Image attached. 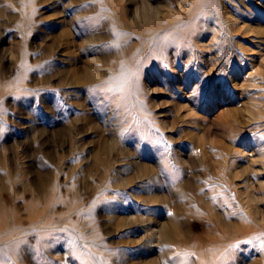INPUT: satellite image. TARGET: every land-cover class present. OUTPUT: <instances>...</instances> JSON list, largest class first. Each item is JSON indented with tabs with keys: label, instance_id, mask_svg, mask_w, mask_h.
I'll return each mask as SVG.
<instances>
[{
	"label": "rangeland",
	"instance_id": "obj_1",
	"mask_svg": "<svg viewBox=\"0 0 264 264\" xmlns=\"http://www.w3.org/2000/svg\"><path fill=\"white\" fill-rule=\"evenodd\" d=\"M98 1L74 0L68 7L63 0H0V197L8 206L5 220L19 232L15 255L5 253L0 264H133L152 259L151 264H197V255L185 249L175 248L169 257L148 246L143 250L136 241L144 229L134 223L121 230L113 223L115 217L132 215V207L133 216L143 211L160 224L191 202L192 193L184 196L174 178L194 180L196 193L205 197L214 189V209L223 214L229 231L254 227L227 264H264V74L251 70L260 48L251 38L228 34L215 23L216 12H238L235 3L193 0L194 6L184 10L178 0H147L159 8L160 19L170 6L183 27L203 28L211 39H183L171 66L159 54L144 56L132 83L122 82L124 93H111L106 79L94 87L71 84L65 75L69 56L51 40L68 29L79 42L72 12L87 14L95 20L90 35L105 63L100 68L108 72L105 61L111 57L112 62L113 54L135 39L117 35L126 30L110 18V11L96 7ZM137 1L140 5L142 0ZM120 5L133 16L135 4L124 0ZM241 16L242 25L264 29V21ZM203 44L210 48L202 49ZM79 56L81 65L86 58ZM251 105L254 114L246 109ZM106 143L99 161L95 155ZM168 158L182 170L178 177L163 169ZM242 169L245 174L234 175ZM121 178L128 180V190L110 185ZM248 189L254 194L250 202ZM42 190L48 193L44 201ZM123 193L136 197L123 200ZM150 196L158 200L144 201ZM126 204L132 206L126 209ZM37 205L45 219H62L63 227L46 238L30 222ZM182 214L186 228L189 221ZM202 231L197 227L194 233Z\"/></svg>",
	"mask_w": 264,
	"mask_h": 264
},
{
	"label": "bare ground",
	"instance_id": "obj_2",
	"mask_svg": "<svg viewBox=\"0 0 264 264\" xmlns=\"http://www.w3.org/2000/svg\"><path fill=\"white\" fill-rule=\"evenodd\" d=\"M63 1L65 2L64 4L68 7L74 4V0ZM123 1L124 0H99L96 3V7L101 8V12L109 14L108 11H110L112 13V15H109L110 18L115 19V22L118 24V27H120V29L126 30V32L123 33L124 35H121L124 39H126V36L128 35L132 37L133 41L135 39V42L131 44L126 42V44L122 46L119 51L115 52L113 54L112 62H109L111 60V57L108 56V61H105L107 62L106 70H108V72H104L100 68L105 63L103 62L104 60L102 59V56H100L97 52V47L95 46L96 38H94L93 35H90V30L95 20L91 17H87V14H82L77 11L72 12V25H74L77 32H79V42H76V39L72 35L71 30L69 31L68 29L61 30L51 39L53 44L58 43L59 45H61L65 50L66 55L69 56L68 60L71 65L70 68L66 71L65 75L68 77L71 84L76 86L91 84L94 87L96 86V81H102L106 79V81L108 80L107 86L109 89L114 90L115 92L117 91L116 89H120L121 93H124L123 88H121L122 82L132 83V76L136 73H140L141 71L140 65L144 56H154L156 54H159L161 56V59L166 62V65L171 66L177 59L180 48L179 45L181 44V41L183 39L194 43L205 42L207 39H211V34L203 32V30H201L203 28L198 29V31L195 28L183 27L182 23L180 21H177L175 19V16L172 15V8L170 9V6L167 16H165L163 19H160L161 17L159 16V8L151 7V4H149L147 0H142L140 5H138L137 0H128L129 3L135 4L134 13L131 17L129 15V11L127 12V10L121 7L120 4H122ZM230 1L232 3H235V7L238 12H233L231 10L221 11V13L216 12L215 23L219 28L224 29L226 33L231 34L233 32H237L240 35L251 38L252 43L257 44V47L260 48L257 51V58L260 60L259 62H257L258 59H256V62L252 61L251 70L253 73L264 74V29L257 28L255 26L242 25L238 21L239 17L243 18L241 15H247L249 16L248 18L256 17V19L264 21V0ZM178 2L181 8H183L184 10H186L190 5L192 7L194 6L193 0H178ZM104 6L106 8H104ZM106 10L107 12H105ZM109 23L110 22H108V24ZM132 29L137 31L136 34H132ZM259 39L262 42H260ZM203 48L206 50L207 48H210V45L203 44L202 49ZM79 55H82L86 58L81 65L77 64L80 58ZM147 60H149V58H147ZM101 62L103 63L102 65ZM212 65L214 64L212 63ZM247 79H249V77H247ZM254 106L255 105L246 107L249 114H254ZM226 114H229L230 116L233 115V113L230 111ZM165 125L166 124L164 122L163 126L165 127ZM107 149L108 145L106 143L105 147L102 149V152L96 153V159L100 161L102 153H104ZM206 152L207 151H205L204 153ZM174 159L178 163H185L184 160L180 157H175ZM213 161L211 163H213ZM162 162L163 169L167 171V174L171 178L178 177L182 173V170H178L174 167V165L171 163L170 158H168L167 160L165 159ZM245 173L246 170L242 169L241 171L236 172L234 175L239 177ZM175 179L176 178H174L173 180V184H175L174 186L177 189L181 190L184 196L188 193H192V200L191 202L184 201L187 204L181 205L178 209H176L177 211H174L173 214L169 215L165 221L161 222L160 224L159 221L157 224L158 219L154 217L149 218L143 211L141 213H136V216H133L135 212L131 207V209L129 210V214L132 215L124 218L115 217L113 223L117 226L118 229L121 230L130 229L132 227V224L134 223L136 225L138 224L139 228L144 229L143 233L136 241V245H138L143 250L146 246H148L152 249L161 251V253L163 252L165 257H169V254L172 250H174L175 248H180L196 254L197 264H227L229 255H231L233 252L236 253L235 251L239 247L240 240L244 239L242 237H244L254 227L246 225L245 227L237 228L234 224H232V226H234L235 228L233 232L229 231L228 223L223 222L224 219L222 220L221 218L223 214L220 216L214 209L215 196L218 194L214 189L208 191V196L205 197L203 194L196 193L194 189L195 184H193L194 180L192 181V179H184L179 182V180ZM110 185L115 188L119 187L126 190L129 182L127 179L121 178L110 181ZM125 192L127 193V191ZM47 194H45L42 190V196L40 195V197L43 201L45 199H48ZM119 195L120 197H122L124 193L123 195ZM124 196L123 200H130L132 202L133 198L136 197L132 193L127 194V197L125 196L126 198H124ZM246 196L249 199L248 202L254 199V194L249 189L248 191H246ZM157 200L158 199L152 196H150L148 200L144 198V201L146 202H156ZM129 206L132 205L126 204L125 208L129 209ZM7 207V204L0 197V257L5 253H9L12 256L15 255V249L17 248L15 239L19 235V232L15 230V224H9L5 220L4 214L7 210ZM43 211L41 210V205L32 207L30 212V222L32 228L36 230L37 234L42 238H46L54 229L57 230L59 228H62L63 224L62 219H45L43 216ZM181 212H183L184 214H182ZM189 212L195 213L191 215ZM180 214L185 215V219L189 221L186 228H183V226L185 223L187 224V222L181 221L179 219ZM192 218H196L198 219V221L192 220ZM255 219H257V216L255 217ZM197 227H203L202 233H194ZM227 247L229 249L224 252V249ZM138 262H140V260H138L137 263L134 262L133 264H151L155 262V259L148 260L147 262ZM171 264H174V262H171Z\"/></svg>",
	"mask_w": 264,
	"mask_h": 264
},
{
	"label": "snow or ice",
	"instance_id": "obj_3",
	"mask_svg": "<svg viewBox=\"0 0 264 264\" xmlns=\"http://www.w3.org/2000/svg\"><path fill=\"white\" fill-rule=\"evenodd\" d=\"M117 35L120 36V35H124V34L118 33ZM117 47H118V45H117ZM109 90H111V89H109ZM233 247H235V246H233ZM262 247H264V246H262Z\"/></svg>",
	"mask_w": 264,
	"mask_h": 264
}]
</instances>
